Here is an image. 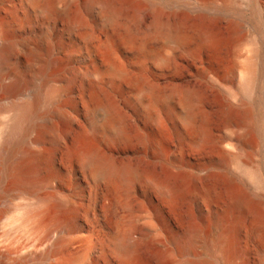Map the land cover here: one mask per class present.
<instances>
[{
	"label": "bare ground",
	"instance_id": "1",
	"mask_svg": "<svg viewBox=\"0 0 264 264\" xmlns=\"http://www.w3.org/2000/svg\"><path fill=\"white\" fill-rule=\"evenodd\" d=\"M244 1L245 5L243 0H195L194 7L182 9L184 17H195L194 21L178 18L172 7L170 17L164 19L161 10L170 6V0H159L155 10L154 25L164 33L165 43L175 55H196L219 46L220 37L208 21L226 17L237 34L244 31L248 12L259 18L253 22L254 35H245L252 48L245 61L232 67L231 85L217 83L222 124L217 136L211 129L213 109L208 114L201 107L202 95L194 89L183 93L186 112L181 121L191 129L196 153L210 146L208 157L183 164L160 148L152 149L169 172L184 168L190 181L198 184L195 201L200 219L188 226L179 213L183 191L171 174L158 176L131 164L122 154H113V146L130 139L116 98L124 82L156 91L159 125L162 108L170 109L172 88L159 86L158 90L142 74H132L124 67L110 65L102 71L97 51L107 58L111 51L92 39L93 23L112 21L128 6L140 15L142 3L0 0V196L14 190L33 193L41 185L53 188L59 183L55 173L46 178L40 175L56 167L60 154L80 162L90 187L101 189L104 179L123 186L139 179L166 209L163 217L159 216L162 206L116 209L109 216L97 209L92 227L81 226L84 238H78L79 227L70 224L69 214L43 216L48 202L70 204V208L73 198L48 192L37 198L40 208L28 211L24 218L35 234H43L40 244L45 247L40 256L59 259L63 246L80 244L95 261L79 254L68 264H151L143 259L146 249L153 260L165 264H264V39L259 34L264 28V3L258 10L255 0ZM105 30L109 32V27ZM135 41L132 36L124 39L126 46L142 50L144 42ZM169 58L159 56L163 63ZM204 74L212 75V71L204 68ZM146 109L157 121L155 110ZM197 171L202 173L199 178ZM6 180L8 184L2 186Z\"/></svg>",
	"mask_w": 264,
	"mask_h": 264
},
{
	"label": "rangeland",
	"instance_id": "2",
	"mask_svg": "<svg viewBox=\"0 0 264 264\" xmlns=\"http://www.w3.org/2000/svg\"><path fill=\"white\" fill-rule=\"evenodd\" d=\"M170 1V6L167 5L161 10V16L164 19L170 17L171 7L178 18H185L182 13L183 6L194 7L195 3V0ZM263 1L255 0L258 10L261 9ZM138 2L142 3L140 15L134 13L133 6H128L120 12L118 18L112 21L93 23L92 39L99 46H109L111 51V58L97 51L100 68L106 72L110 65L124 67L132 74H142L158 90L159 86L164 90L172 88L173 93L169 100L170 109L162 108L159 125V103L156 91L149 86L137 89L135 83L129 81L121 83L122 88L116 93V98L125 114L130 139L122 146H113L116 148L113 154L115 156L122 154L131 164L143 170H153L158 176L171 174L183 191L179 202L180 216L182 215L185 225L192 226L199 221L201 214L195 201L198 184L190 181L184 168L169 172L165 163L153 155L152 149L160 148L165 155L177 157L183 164L204 161L208 157L210 146L206 145L202 153H196L191 146V129L181 121V116L186 112L183 93L187 89H194L202 95L201 107L208 114L209 110L213 109L211 129L217 136L222 126L217 106L221 100V91L217 83L231 85L228 78L232 74V67L236 63L245 61L250 55L252 46L245 35H254L256 31L253 22L257 17L252 11L248 12L245 29L237 34L233 33V28L229 25L230 21L226 17L217 22L208 21V26L220 37L219 46L204 49L196 55L182 52L180 56L170 51L165 43L166 36L154 25L155 10L159 9V0H138ZM185 20L196 19L191 16L189 19L186 17ZM107 26L109 32L105 30ZM259 34L264 39V28ZM127 36H132L135 42L143 41L144 48L140 50L126 46L124 39ZM160 55H167L168 58L170 57L169 61L161 62ZM262 60H264V47ZM204 68H210L212 75L206 76ZM235 79L239 80L236 76ZM146 107L155 110L154 114L158 122L151 118ZM51 172L55 173L59 180L53 188L41 185L33 193L14 190L9 195L0 196V264H68L70 258L79 254L87 255L89 262L95 261L93 255L89 254L88 248L81 247L80 244L72 248L63 246L59 259L48 260L40 256L45 247L40 244L43 234H35L24 224V218L28 211L40 208L37 205V198H44L48 192L55 191L57 196L73 198L75 203L70 208L67 207L70 204L63 206L48 202L43 216L47 218V216L59 217L69 214L72 217L70 224L73 223V226L76 224L79 227L76 229L77 232L75 230V234L80 235L78 238H84V236L81 237L84 235L80 230L81 226L92 227L91 222L95 218L97 209L109 216L116 209L130 208L137 211L149 209L152 206L163 207L159 197L139 179H133L125 186L116 184L113 180L104 179L102 183L104 186L101 189L90 187L81 173L80 162L75 158H62L59 154L56 167L45 171L40 178H46V174ZM196 173L198 178L202 175L199 171ZM6 182L7 180L2 182V186L7 185L8 182ZM165 211L164 207L159 208V216L163 217ZM151 253L149 249L144 250L143 259L151 264H165V261L161 259L153 260Z\"/></svg>",
	"mask_w": 264,
	"mask_h": 264
}]
</instances>
